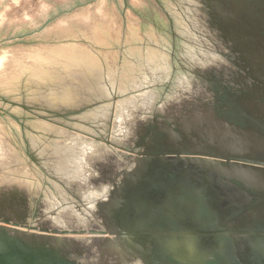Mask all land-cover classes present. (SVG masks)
<instances>
[{
    "label": "rangeland",
    "instance_id": "1",
    "mask_svg": "<svg viewBox=\"0 0 264 264\" xmlns=\"http://www.w3.org/2000/svg\"><path fill=\"white\" fill-rule=\"evenodd\" d=\"M211 62L230 73L211 71ZM186 87L209 92L212 116L264 130L241 102L252 95L254 108L264 107V0H0V240L25 241L21 231L51 234L55 242L86 235L40 224L43 212L55 218L81 206L54 156L83 140L129 163L137 158L131 173L161 151L188 158L181 165L197 171H206L211 158L227 163L167 147L164 129H178L195 111L172 124L161 110ZM130 103L143 106V122L126 145L115 135ZM112 160L98 165L101 177Z\"/></svg>",
    "mask_w": 264,
    "mask_h": 264
},
{
    "label": "flooded vegetation",
    "instance_id": "2",
    "mask_svg": "<svg viewBox=\"0 0 264 264\" xmlns=\"http://www.w3.org/2000/svg\"><path fill=\"white\" fill-rule=\"evenodd\" d=\"M171 162L152 157L126 182H71L83 202L65 213L97 223L91 232H113L138 264H264V226L234 223L238 215L203 171ZM0 264L89 263L0 242Z\"/></svg>",
    "mask_w": 264,
    "mask_h": 264
},
{
    "label": "bare ground",
    "instance_id": "3",
    "mask_svg": "<svg viewBox=\"0 0 264 264\" xmlns=\"http://www.w3.org/2000/svg\"><path fill=\"white\" fill-rule=\"evenodd\" d=\"M251 61H253L252 57ZM211 63L213 64V62ZM245 82L247 83L246 80ZM95 85H98V83ZM246 86L248 85L246 84ZM183 89L176 97L165 104L161 111L170 118L172 124H175L177 119H183L185 109H194L195 112L186 123L181 121L178 129L170 126L164 129L163 136L168 148L189 150L196 153L247 156L264 161L263 128L250 120H247L245 125H233L227 118L220 115L212 116L214 112L210 101L213 98L209 96L207 90L203 87H192V89L189 88L190 90H187V87ZM241 102H243L247 113L254 114L256 118L264 122V107L258 106L255 109L252 95L241 98ZM142 107L130 103V105L123 108L121 115L118 117V130L115 140L126 145H132L138 139L140 133L137 138L135 136L142 127L140 121V109ZM105 114L104 110H99L97 117L99 115L104 117ZM103 117L98 118L102 119ZM195 117L200 120L205 118L207 121H193ZM83 142L81 145L74 146L71 151L59 150L54 156L57 172L60 175L61 173L66 174V177L70 178L72 183H111L120 181L123 176H128L131 173L129 169L133 168V163H137L138 159L134 156L132 157V163H129L116 157L110 150L107 151L102 146L97 145L94 149V142L86 140H83ZM82 145L88 147L83 146L84 148L79 151L77 147ZM109 157L113 159L112 161L115 164L110 167L107 177H101L98 165L109 162ZM165 159L176 165L188 161V158L181 156H167ZM209 172L211 175H216L219 172L222 175L219 186L222 189L223 200L228 208L238 207L243 202H253L264 191V170L255 166L239 163L223 164L219 160L211 158ZM228 191L233 194L229 196L226 193ZM263 214L264 206L246 210L235 219L234 223L238 224L245 219H250L248 217L257 218ZM40 224L42 227L49 226L53 228L63 226L78 232H85L86 235L68 239L62 238L55 242V236L51 234L21 231L19 235L25 240L21 242L28 247L35 248H44L40 245L41 243L47 245L46 247L55 245L58 249H63L60 251L56 248L58 252L60 251L59 253H69L89 264H138V260H129L125 257L123 245L117 238H106L101 233L89 231L94 225L96 226L97 223L95 222H81L69 213L57 215L53 218L47 212H43ZM3 236H7L5 237L7 239L11 238L10 235ZM0 242L3 241L0 240Z\"/></svg>",
    "mask_w": 264,
    "mask_h": 264
},
{
    "label": "water",
    "instance_id": "4",
    "mask_svg": "<svg viewBox=\"0 0 264 264\" xmlns=\"http://www.w3.org/2000/svg\"><path fill=\"white\" fill-rule=\"evenodd\" d=\"M206 24H207V22H206ZM208 24H209V22H208ZM211 68H212L211 71L212 70L213 71H217L218 73H220L222 75L224 74L223 76L228 75L230 73V71L228 69H226V67L223 65L222 62H216V63L213 62ZM249 70L251 72V69H249ZM193 110L194 109H190V108L185 109V111H193ZM140 121H141V123L143 122V119H141V117H140ZM176 150L177 149H173L172 153H176L177 155H179L178 154L179 151H176ZM161 152L162 153H160V152L151 153V158L152 157L153 158L156 157V158L161 159V160H163L165 162L170 161V160L165 159L167 157L166 156L167 153H170V152L169 151H161ZM189 152H191V151H189ZM207 154L213 155L215 157L223 158L224 160L227 161V163H223V164H229V163L249 164V165L255 166V167L259 168V169H263L264 170V161L259 160L257 158H253V157L251 158V157H247V156L230 155V154L229 155L228 154H225V155L224 154H213V153H207ZM146 165H147V163H141L139 168L136 169V173L139 174L140 171H142L144 169V166H146ZM173 165H176V164L174 163ZM179 166H182V165H179ZM189 166H191V165H189ZM204 170H203V172H204V175L207 177V179H209V181L213 182V184L220 190V192H222V189L219 186L220 179H221V176H222L220 174V172L218 174H216V175H211L210 172H209V165H208V169H206V171H204ZM136 173H130L128 176L122 177V179H120V181L123 180L124 182H126L128 180H131L132 178H134ZM67 180L69 181L68 183L71 182L70 178H67ZM226 193L229 196H231L233 194V193H230L229 191L226 192ZM258 198H261L260 202L258 201L257 203H255L252 208H248L253 203L252 201H250L248 203L247 202L246 203L243 202V203H240L238 207L231 208V212H232L233 209H237V210L239 209L240 211L241 210L242 211L243 210L246 211V210H251V209L257 208L259 206L263 207L264 206V191L262 193H260L255 200H257ZM244 211L241 212L240 214H238V216L241 215L242 213H244ZM69 215H72V213H70ZM248 218H250V219H248V220L245 219L244 221H242L241 223H238V224H240L241 226L242 225L244 226L245 223L250 224L249 228H251L252 226L253 227H257V228H258V226H264V214L262 216H260V217H257V218H253V217H248ZM9 244L16 245V246L19 245V246L27 247V248H30V249H50V250L57 251L56 249L51 248V247H44V248H42V247H40V248L28 247L26 244H24L22 242H16V241H9Z\"/></svg>",
    "mask_w": 264,
    "mask_h": 264
}]
</instances>
